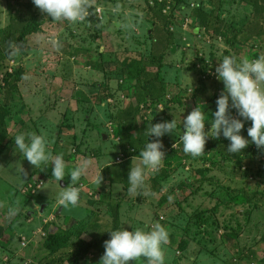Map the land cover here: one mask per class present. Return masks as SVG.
I'll return each mask as SVG.
<instances>
[{
    "label": "rangeland",
    "instance_id": "rangeland-1",
    "mask_svg": "<svg viewBox=\"0 0 264 264\" xmlns=\"http://www.w3.org/2000/svg\"><path fill=\"white\" fill-rule=\"evenodd\" d=\"M17 1L0 0V105L10 114L0 152V264H47L50 259L52 264H97L110 237L81 254L75 252L80 227L87 228L81 242H88L108 229L149 230L156 223L169 232L165 264H264V152L250 143L245 157L222 162L225 152L212 151L217 148L209 137L204 154L193 158L179 140L183 118L198 106L211 119L223 89L202 64L229 54L264 55V0H91L89 16L75 24L52 21L29 0L35 23L23 40L28 19ZM166 30L172 32L169 45ZM235 32L240 35L233 45L236 53L229 46ZM159 54L165 93L143 110L153 124L177 121L176 134L160 138L165 153L160 170L170 175L152 187L154 174L149 173L143 193L130 194L127 173L139 156L127 157L118 142L119 114L132 106L134 80L121 74V63L155 61ZM18 67L23 73L7 93ZM204 80L221 83L210 89L208 102L198 99L206 93L199 94ZM193 91H200L199 103L190 98ZM250 126L246 121L241 130L246 138ZM21 131L44 135L52 156L63 155L66 173L85 166L75 185L78 206L58 204L70 177L57 182L51 164L35 168L14 151L12 135ZM117 157L123 165L114 164ZM67 230V246L49 254L43 245L47 236ZM136 264L147 262L141 258Z\"/></svg>",
    "mask_w": 264,
    "mask_h": 264
},
{
    "label": "clouds",
    "instance_id": "clouds-1",
    "mask_svg": "<svg viewBox=\"0 0 264 264\" xmlns=\"http://www.w3.org/2000/svg\"><path fill=\"white\" fill-rule=\"evenodd\" d=\"M32 3L51 17L52 21H66L70 24L84 21L93 7L91 0H32ZM118 9L119 5L114 11ZM53 43L59 47L58 41L53 40ZM218 60L215 74L223 83V89L216 99V109L211 113V119L198 106L183 118V131L179 136L182 150L193 158L199 157L204 154L207 138L218 139L223 136L229 141V154L241 153L250 143L264 152V55L248 59L229 54ZM231 110H235V116ZM206 121L210 122L208 131L205 130ZM246 121H251V126L247 128V138L241 134ZM176 129L175 119L151 123L146 128L144 134L147 139L139 151V162L134 165L131 162L127 173L128 193L142 194L146 176L159 172L165 157L160 138L166 134H176ZM12 137L14 151L26 158L30 165L43 170L51 164V175L57 182L62 181L66 175L70 177V184L62 187L63 190L58 193V204L63 208L78 206L80 190L75 185L84 175L85 166L79 165L66 173L63 155L53 157L48 150L49 142L42 134L21 131ZM148 137L155 139L149 140ZM100 180L101 177L98 182ZM169 200H172L171 196ZM107 231L110 238L104 241L105 250L97 264H129L130 261L136 264L141 258L147 264H165L164 245L169 241V232L160 223L154 224L149 230L133 228L129 231L122 227Z\"/></svg>",
    "mask_w": 264,
    "mask_h": 264
},
{
    "label": "trees",
    "instance_id": "trees-1",
    "mask_svg": "<svg viewBox=\"0 0 264 264\" xmlns=\"http://www.w3.org/2000/svg\"><path fill=\"white\" fill-rule=\"evenodd\" d=\"M19 2V5L24 6L25 8V18L28 19L27 20V24L25 25L22 33L20 34V38L21 40H23L26 34L29 33L30 31V23H35V17L34 15L31 13V3L29 0H19L17 1ZM148 2V1H147ZM156 2V1H155ZM157 3V2H156ZM30 19V20H29ZM264 22V21H263ZM168 23V22H167ZM168 36H169V41L166 42V45H169V42L172 41V32L166 30ZM235 37L236 38H232V40L229 42V46L232 49V52H237L236 48H234V44L236 45V39L239 38L240 39V35L239 33L235 32ZM14 37H11L10 39H13ZM10 39L7 40L6 43V47L9 46L10 44ZM19 39V38H18ZM17 40V39H15ZM232 44V45H231ZM238 45V44H237ZM10 54V49L6 50V55L9 56ZM98 55H101V53L99 52ZM2 58V57H1ZM1 58H0V65L1 63ZM204 62V61H203ZM202 62V63H203ZM94 60L88 62L89 65L94 64ZM219 63V60L216 59V57H213V60H211L210 62H204L202 64V67H204L205 71L203 72H207L206 75L209 76L210 73H212L213 77H215V70L212 71V69H215V67L217 66V64ZM122 69H121V74L125 73V76L129 77L131 76L134 80L133 84L130 86V88L132 89V93L131 95H129V100L131 101L132 106H127V109L122 110L119 114V123L121 124L120 128H119V148H122V152L128 157V156H132V155H136L139 156V151L142 149L147 137L145 136L144 132L146 129H144L143 131H141V127L144 126L142 124H145V127H150L151 126V121L148 120L144 113L145 111L144 109H148V107H150L153 103L154 100L156 99V101L158 100V98L161 96V94L165 93V86L162 82V79L160 80V54L157 57V59L155 61H153V58H151L150 62H144L143 60H131V59H124L122 61ZM98 65V63H97ZM23 71L21 67H18V69L15 71L14 76L12 77L11 81L9 83H7L8 87L6 88L7 90H5L7 93H10V90L12 89V87H14L16 85L17 80L21 77ZM211 76V77H212ZM206 79V78H205ZM160 81L162 82V85L156 86V83H160ZM143 83V84H142ZM157 84V85H158ZM217 86L219 88V86L221 85V83H219L218 81H211V83L209 85L205 84V80L204 82H202V90L200 91H193V93L191 94L190 98L193 100H197V102L199 103L198 99H200L203 102H208L209 99H211V97H209V93H211L210 89H214L213 86ZM152 86V87H151ZM200 92V93H199ZM206 92V93H205ZM199 94H204L201 95L198 99L197 97L199 96ZM108 94H104V97H106ZM212 95V94H211ZM103 97V94H102ZM100 96V98H102ZM216 97L215 95L212 96V98ZM175 100V99H174ZM181 98H177L175 102H180ZM173 101V100H171ZM147 102L148 105L146 104ZM140 103H145V105L140 106ZM9 111H8V107L5 106L4 104L0 105V152L2 149V143L6 137V133H7V122L9 121ZM157 115V114H156ZM137 121L141 122V125H139L137 123ZM149 140L151 139H155L154 137H148ZM213 140V144L214 147L217 148L214 151L217 155L221 154L223 151L225 152L223 157H222V162L225 160H228L230 158H232L233 160L235 159H242L243 157H245L246 155V150L251 148L252 146H247L245 149L242 150L241 153L239 154H229L227 152V146L228 143L225 145V143H222L220 138H212ZM210 144V142H209ZM211 150V149H210ZM219 152V153H218ZM242 155V156H241ZM126 156H124L125 158H127ZM120 160H122V158L117 157L116 158V162L114 164H118L120 165ZM123 165V163H122ZM170 175L169 172H164L163 169H161L158 173L154 174L153 176L150 177V181L152 182V187L153 185L158 186L160 182L164 181L168 176ZM182 184V183H181ZM180 184V185H181ZM194 192V190L192 192H190L189 194H192ZM252 192V191H251ZM255 192V191H254ZM252 192V195H254L255 193L257 194V192ZM262 197L264 196V194H260ZM247 198H249V200H252V198L249 195H246ZM117 221V213L116 210H113L112 213V222L116 223ZM87 228L83 226L79 228L78 232V246L75 250V252L81 253V254H85L89 251V248H96L98 246V242L102 239V238H107L110 237L109 232L108 234H102V235H97V237L95 236L94 239H92L91 241L89 240L88 242H81L82 238L81 235L85 232ZM70 235H71V230H67L65 232H56L53 234H49L47 236V238L44 241V246L46 249L49 250V254H55L57 253L59 250L65 248L67 246V243H69L70 240ZM52 259H50L47 264H52L53 262L51 261Z\"/></svg>",
    "mask_w": 264,
    "mask_h": 264
},
{
    "label": "crops",
    "instance_id": "crops-1",
    "mask_svg": "<svg viewBox=\"0 0 264 264\" xmlns=\"http://www.w3.org/2000/svg\"><path fill=\"white\" fill-rule=\"evenodd\" d=\"M120 161H122V160H120ZM121 163H123V162H121Z\"/></svg>",
    "mask_w": 264,
    "mask_h": 264
}]
</instances>
